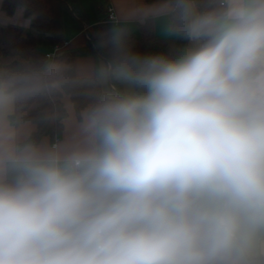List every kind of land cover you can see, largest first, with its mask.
<instances>
[{"label":"clouds","instance_id":"1","mask_svg":"<svg viewBox=\"0 0 264 264\" xmlns=\"http://www.w3.org/2000/svg\"><path fill=\"white\" fill-rule=\"evenodd\" d=\"M154 7L189 47L141 56L115 31L116 55L77 70L105 90L67 143L17 112L82 81L0 65V264H264V0Z\"/></svg>","mask_w":264,"mask_h":264},{"label":"trees","instance_id":"2","mask_svg":"<svg viewBox=\"0 0 264 264\" xmlns=\"http://www.w3.org/2000/svg\"><path fill=\"white\" fill-rule=\"evenodd\" d=\"M108 0H97L99 20L89 32L88 47L79 51L55 53L47 57V53L38 46L40 35H44L53 46L62 47L65 36L62 28V12L70 7L81 21L85 20V12L81 0H26L27 11L31 18V29L19 26H0V49L8 56H18L4 65L9 69H20L27 66L54 65L67 70L69 75L78 78L81 83L66 90L64 94L41 97L29 101L18 109L17 117L21 123L32 122L36 128L32 131V138L38 143L44 136L51 142L58 140L64 129V119L68 115L64 96L68 95L77 113L95 102L103 91V86L97 82L95 76H79L75 68V56L78 52L93 53L102 57L106 62L116 55L112 44L115 31L123 32V47L141 56H165L175 58L187 49L189 42L174 34L173 37L160 36L156 33L151 17L138 23L139 34L133 33L128 27L115 28L114 23L107 19L105 4ZM154 2L157 0H147ZM206 2V0H203ZM19 0H4L3 9L11 14ZM111 87L115 91L123 92V86L113 82Z\"/></svg>","mask_w":264,"mask_h":264},{"label":"crops","instance_id":"3","mask_svg":"<svg viewBox=\"0 0 264 264\" xmlns=\"http://www.w3.org/2000/svg\"><path fill=\"white\" fill-rule=\"evenodd\" d=\"M4 0H0V26H19L23 29H31V18H29L26 13L19 18H13L12 13L8 14L2 7ZM84 12L85 20L84 22L79 19L77 14L68 6L63 9L62 12V28L63 34L65 36V43L62 47L58 49L57 52L63 50L66 51H79L88 47V33L93 31V25L99 20V13L97 10V0H81ZM157 1L149 2L147 0H108L105 4L113 8L114 14L116 16V21L114 22L115 28L128 27L133 33L139 34L138 23L144 21L146 18L151 17L154 23L155 31L160 36L173 37L174 34L170 31L168 18L160 15L155 9L154 5ZM17 7V6H16ZM15 7V8H16ZM29 21L25 23V21ZM41 41L47 44L46 53H51L55 51V46L51 45L48 39L44 35L39 37ZM189 47V45H188ZM14 59L2 52L0 49V65L4 66ZM106 61L93 53H81L78 52L75 56V68L77 70H89L99 67L102 63ZM78 74V73H77ZM79 76H95L94 73L88 71H82ZM122 85V84H121ZM103 91L105 90V85H103ZM124 91L126 90L125 85H122ZM111 87V85H110ZM65 105L67 107L68 115L64 119V129L61 137L54 143L48 136H44L40 140V144L52 146L61 145L70 141L75 132V125L72 121V116L77 113L75 107L68 95L64 96ZM27 129L32 133L36 126L32 122L23 123Z\"/></svg>","mask_w":264,"mask_h":264},{"label":"built area","instance_id":"4","mask_svg":"<svg viewBox=\"0 0 264 264\" xmlns=\"http://www.w3.org/2000/svg\"><path fill=\"white\" fill-rule=\"evenodd\" d=\"M106 10H107V19L109 20V21H111V22H115L116 21V16H115V14H114V11H113V8L111 7V6H109V5H107V7H106ZM60 47L59 46H55V51L54 52H51V53H47V57L49 58V57H51V56H53L55 53H57V51H58V49H59ZM57 141V140H56ZM55 141V142H56Z\"/></svg>","mask_w":264,"mask_h":264},{"label":"rangeland","instance_id":"5","mask_svg":"<svg viewBox=\"0 0 264 264\" xmlns=\"http://www.w3.org/2000/svg\"><path fill=\"white\" fill-rule=\"evenodd\" d=\"M30 18V17H29ZM25 31H27V29H25ZM165 37H168V36H165ZM38 46H39V48L42 50V51H44V52H46V51H48V47H47V44H45V42H43V41H41V39L39 38V41H38ZM13 59H15V58H17L18 56H11Z\"/></svg>","mask_w":264,"mask_h":264}]
</instances>
